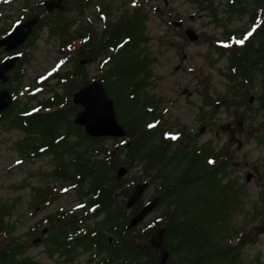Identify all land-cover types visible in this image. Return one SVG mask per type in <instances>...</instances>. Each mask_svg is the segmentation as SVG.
<instances>
[{
	"label": "flooded vegetation",
	"instance_id": "flooded-vegetation-1",
	"mask_svg": "<svg viewBox=\"0 0 264 264\" xmlns=\"http://www.w3.org/2000/svg\"><path fill=\"white\" fill-rule=\"evenodd\" d=\"M52 1L55 5L60 2L59 0ZM69 1L75 3L78 7L79 16L76 18L68 16L66 6ZM104 1L79 0L74 2L73 0H62L63 7L55 6L50 10L45 4L46 0H0V37L11 31L19 22L37 14L40 15L41 10L38 9L40 11L37 12V3L39 2L46 8L44 11L45 24L40 28V31L46 28L50 37L60 35L53 30L55 28V17L53 15L54 12L57 13V10L60 9L65 13L62 23L66 28V33L74 32L70 30V26L77 21L75 36L76 39H83V43L79 47V56H77L78 59L76 60L78 63L75 61L73 68L63 70V72L69 70L70 74L67 77H59L55 75L58 71L53 72L49 76L50 78L53 75V92L46 98H35L36 94H30L29 99L22 104H34L57 93L66 94V91H69L70 88V81H75L78 87L73 89L71 94L72 103L76 105V110L70 115L71 121L75 122L76 112L83 105L74 102V91L93 80L100 79L108 95L114 100L119 121L127 130L126 135L98 136L90 134L83 124L77 122L70 125L67 123L56 124L49 127L46 133H42L40 127L36 125H31L28 131L21 128L14 113L17 105L20 104L17 90L25 77L24 74L22 81L20 80V60L28 50V42L32 38L34 31L38 29V23L27 40L18 48L10 50L5 46H0V62L15 55H21L15 65L7 70L8 78L6 80L0 78V90L6 88L12 95L11 103L0 111V130L17 129L22 132L21 138L15 142L18 144L19 153L28 155L34 161L36 160L35 157L41 156L42 158L47 156L52 166L48 173L50 175L53 174L54 177H57L62 182L66 181L68 184H63L66 189L75 188L77 196L83 198L80 199L81 201L75 199V203L70 205L71 208H59L54 212L51 211L40 216L32 225L34 231L37 228L36 231L28 232L31 237L36 235L33 238L34 243H45L46 240L51 239L53 227L62 228L75 225L81 227L82 230L85 227L86 229L88 227H106L112 231L107 232L103 229L108 241L110 243L118 241L119 239L117 240V238L120 235L125 236L132 229L127 228V225L133 213L137 212L153 198L158 196V202L147 216L161 206H164L165 209H173V201L180 199L182 195V200L188 196L197 197L198 201L204 200L208 189L212 187V176L219 179L225 190L234 186L235 191L238 192L240 190L236 185L238 182L233 183V178L237 179L243 173V168L240 166V159H243L241 152L244 145L243 140L232 136L230 141L216 143L212 138H203V135L210 131L215 134H220L223 131L220 129L222 119L217 116L222 112L234 117V121L229 126L238 127L239 132H251V137L256 136L264 144L263 137L257 133L261 131L264 133V0H184L187 4L177 7L178 10L171 13L173 19L168 22L167 30L158 36V45H160L161 41L166 40L173 47L175 56L174 68L178 71H185L189 66L202 59L201 66L203 67L220 66L219 70L224 78L220 93H216V87L211 83V76H191L190 78L194 81L182 86L180 91H173V96L168 91H149V86L152 84L154 76L153 66L159 61L160 53H163L167 45L164 44L154 55L150 54V48L144 51L140 50L141 57L147 59L135 63L131 61L129 51L126 53L123 50L124 44H119L117 47L110 46L108 49L102 46L104 41H100V34L105 27L114 26L119 18H129L125 14L118 19H112L110 15L113 12L112 8L114 5L108 2L109 5L105 6ZM163 1L167 5L164 7L169 8V0ZM173 5H176V2H173ZM93 7H97V13L93 10ZM161 8L162 6L156 5L155 11L160 13ZM102 9L108 12L100 13ZM2 10L18 12V17L21 16L20 13L26 12L28 17L16 24L14 23L17 19L14 18L13 24L9 26L7 24L9 23L8 19L12 18L16 13L3 14ZM141 14L146 15L147 21L148 13L141 10ZM83 15H85L84 20L79 18ZM96 15L99 20H102L101 29L95 23ZM162 20L166 21L164 17H162ZM188 28H192L198 36L191 37L187 32ZM92 29L95 30V34L91 32ZM249 32H252V35L245 39ZM241 39H245L244 44H237L236 40ZM91 40L92 42L89 43ZM205 45L207 46L206 49H196V47H205ZM110 51L111 53L109 54ZM100 56L102 57L100 58ZM103 59L104 61L102 62ZM87 60L100 61V65L104 66L102 68L103 71L97 75H89L88 70H85V61ZM126 64L128 65L125 67ZM130 64H134L133 69ZM134 69L135 74H138L135 77V87L139 90V95L142 98L149 96L151 100H154L147 105L148 113L155 112L157 114L155 118L152 117V120L146 123V128H155L152 129L154 135L148 137L146 133L141 132V146L138 155H133L130 149L133 139L129 134L131 128L126 125L131 115L137 113L132 100L133 91H129L133 88V85L129 84L127 78L128 72ZM78 71L81 75L75 77L74 74ZM147 74H149L148 84L142 80V76ZM48 79H44L41 85L45 84ZM36 84L39 85L40 82L37 81ZM37 85H34V87ZM33 98H35V101H32ZM181 100L189 111L181 114L173 113L175 104L178 106V104L182 103ZM54 108H42L41 104V106L32 107L29 112L51 111ZM62 109L65 110L64 108ZM145 111L147 110L142 109L139 114L144 115ZM187 115L188 117L192 116V121L187 119ZM255 117L258 118V121L252 123L251 121L255 120ZM4 120L6 123H4ZM149 125H153V127H149ZM236 130L235 127L232 129L233 132ZM105 137H114L122 140V143H124L123 147H126V145L129 147V151L124 158L120 157L119 154L117 155V152L114 154L120 161V164L115 168V179L126 177L128 181L124 184H119L117 189L113 188L115 183L112 179H105L103 183V186H110L112 188L111 192L114 194L109 207L105 205L108 194L104 193L100 198L98 195L99 189L93 186L92 180L85 182V176L78 172L75 173L76 166H74L72 172L69 171L66 162L75 164L73 151L79 148L80 150L87 148V154H96L98 157L100 148L97 143ZM42 138L46 139L43 140ZM154 145L155 147H153ZM70 148L74 149L70 150ZM153 148L157 149L162 163H159L151 172L148 169V163L153 157H148L146 153L148 149ZM131 155L133 158H131ZM137 157L141 159V173L133 175L131 178L127 176V173L134 166V160ZM61 160H64V162L60 163ZM60 164L66 169V172L62 174L58 172ZM122 165L127 166V172L118 178L116 174ZM41 170L43 172L47 171L42 169V167L39 171L32 169L28 172L29 177L32 178L38 175ZM249 171L252 170L248 169L245 173L246 181H248L247 173ZM252 173L253 175L249 181L255 176L253 171ZM132 182H134L133 185ZM138 182H146V186L138 201L141 206L135 211V204L138 202L128 206L127 201L132 193L133 186ZM195 183L198 184L197 187L194 186ZM49 187L51 186L49 185ZM116 197L119 203L125 204L126 208L123 210L127 214H120L117 217L113 214L111 217L106 218L110 213L109 210L114 209ZM51 201L47 185H36V181H33L30 194L32 211L37 213L44 209L46 204L49 203L50 205ZM55 215H61L63 220H57V217L54 218ZM100 215L101 217H99ZM146 217L137 225L155 226L156 228L161 226L155 221L156 218L153 221H147ZM94 219L96 220L92 222ZM40 229L41 232H39ZM115 232L116 235L113 234ZM15 237L19 241L18 236L15 235ZM36 238H38V241H35ZM165 239L164 235V241ZM71 240L72 242L76 241L73 238ZM21 250H23V243L19 247L18 256ZM72 255H74V252L70 258H72Z\"/></svg>",
	"mask_w": 264,
	"mask_h": 264
},
{
	"label": "rangeland",
	"instance_id": "rangeland-1",
	"mask_svg": "<svg viewBox=\"0 0 264 264\" xmlns=\"http://www.w3.org/2000/svg\"><path fill=\"white\" fill-rule=\"evenodd\" d=\"M108 2L114 5L112 8L113 12L110 15L112 19H118L125 14L130 16L135 10H142L148 13V20L145 21L144 26V34L149 36V41H142L138 47L134 48V52L140 50L144 51L150 48V54L154 55L164 44L167 45V47L165 46L163 53L159 52L161 54L159 61L153 66L154 76L152 78V84L149 86V91H168L170 95L173 96V91H180L182 86H186L194 81L190 78L191 76L208 75L212 77L211 83L215 85L216 93H220L224 81L222 73L219 70L220 66L203 67L201 66L202 59H200L195 62L194 65L189 66L185 71H178L174 68L175 56L173 47L169 45L166 40L161 41L160 45H158V36L160 33L167 30L168 22H171L170 20L173 19L171 13L178 10L177 7L187 4L184 0H169V8L164 7L167 5H165L163 0H105V6L109 5ZM173 2H176V5H173ZM156 5L162 6L160 13L155 11ZM96 8L97 7H93L95 12ZM66 9H68V16L73 18L79 16L78 7L75 3L69 1ZM1 12L3 14L16 13L12 18L8 19L9 23L7 24L9 26L13 24L12 21L14 18L17 19L14 23L16 24L22 19L28 17L26 12L20 13V17L17 16L18 12H14L13 10H2ZM162 17H164L166 21L162 20ZM79 18L84 20L85 15ZM40 19L39 16V21ZM95 23L99 29L102 28V20H99L97 15ZM76 26L77 21L70 26V30L74 32L68 34L69 36H75ZM56 36L57 37H50L48 30L43 28L32 47L27 50L30 59L24 63L25 77L17 90L18 97H20V104L27 101L30 94H36L35 98H46L49 96L54 88L53 75L50 78L49 76L55 71L60 72L74 67L75 61L78 59L77 56H79V47L83 43V39H76L75 37L71 43L63 44V37L60 35ZM203 48L206 49L207 46L196 47V49ZM23 51L25 52V50ZM110 53L111 51L109 54ZM101 57L102 56H100V58ZM103 61L104 59L102 62ZM85 63V70H88L89 75H97L103 71L102 68L104 66H101L100 61L98 60H87ZM80 75L81 73L79 71L74 74L75 77ZM44 79L48 80L45 84L41 85V82ZM37 81L40 82V84L34 87ZM35 98H33L32 101H35ZM67 98L68 96H65V99ZM69 99L70 98H68L67 101H69ZM181 102L182 103L178 104V106L175 104L173 113L181 114L189 111L187 106L184 105V102L182 100ZM217 116L222 119V126L220 129L223 131H221L220 134H215L210 131L203 135V138H212L216 143L230 141L232 136L243 140L244 145L241 150L243 159H240V166L243 168V173L239 178H233V183H239V189L242 191L240 194L244 200V207H250L253 199H259L260 197L264 199V144L258 140L256 136L251 137V132H239L238 127L234 125L229 126L232 124V121H234L233 116L224 112ZM186 117L188 120L192 121V116L188 117L187 115ZM256 121H258L257 117L251 122L255 123ZM234 127L237 129L235 132L232 131ZM257 133L261 135L264 140L263 131ZM21 136L22 132L17 129L0 130V201L4 199L2 203L7 207L10 203L12 204V213L11 215H8L6 219H10L13 225L11 230L12 235H17L19 241L23 243V250H21L19 257L31 256L45 264H95L100 256H95L94 259L91 260L90 257L93 249L79 247L74 252V255H72V258H70L61 248H54L50 239L46 240L45 243H34L33 238L36 235L32 237L29 236V231H36L37 228L34 231L32 225L40 216L51 211L54 212L59 208H71L70 205L75 203V199L81 201L80 199L83 198L77 196L75 188H71L70 190L66 189V186L63 185L68 184L66 181L62 182L57 177H54L53 174L50 175L48 173L52 166L49 163L47 156L42 158L41 156L35 157L36 160L34 161L26 154L21 155L17 149L18 144L15 143L17 139L21 138ZM123 145L124 143H122V140L114 137H105L97 143V146L104 150L98 154V157H103L108 151H111L113 159H119L114 155L116 152L117 155L119 154L120 157L124 158L126 157L129 148L123 147ZM131 158H133L132 155ZM66 162L69 171L72 172L74 164H70L68 161ZM134 162V166L127 173V176H130L131 178L133 175H139L141 173V159L137 157ZM41 167L42 169L47 170V173L41 170L38 175H35L32 178L29 177L28 172L30 170L33 169L39 171ZM248 169L255 173V176L251 181H246L245 179V173ZM90 179L91 177L86 176L85 182H88ZM33 181H36V185H47L48 193L52 200L50 205L49 203L46 204V207L37 213L32 211L30 204V194L32 192ZM49 185L51 187H49ZM242 209L243 207L236 209L233 208L227 215V219L219 221V225L216 224L218 228L213 232L214 241L219 240L221 246L225 244L227 252L224 253L225 255L223 256L214 257L215 259L211 260V264H264V229L262 227L264 212L262 215H257V218L254 217V219L251 220L245 217V210ZM164 211V206L156 208V210H153L146 217L147 221H153V219L159 217ZM99 217H101V215ZM95 220L96 219L92 220V222ZM244 221H246L247 225ZM243 224L246 225V228L249 231L248 237H250V239L254 238L255 241L244 245H237L241 232L237 233L236 229L238 228L239 231H241ZM210 227L211 226L208 225L209 229ZM99 228H103L107 232H112L106 227ZM143 228L146 230L148 226L145 225ZM54 230H56V227ZM39 232H41V229ZM113 234L116 235V232ZM0 240L3 241L2 236H0ZM174 240V243H178L177 239ZM227 242L229 244H227ZM213 248L214 247L212 246L210 247V249ZM195 252H198V249H196ZM192 255L193 254L190 255L187 248L183 247L180 250H175L171 253L169 256V262L172 264H186L188 262V257Z\"/></svg>",
	"mask_w": 264,
	"mask_h": 264
},
{
	"label": "trees",
	"instance_id": "trees-1",
	"mask_svg": "<svg viewBox=\"0 0 264 264\" xmlns=\"http://www.w3.org/2000/svg\"><path fill=\"white\" fill-rule=\"evenodd\" d=\"M73 1L78 2L79 0ZM45 10V6L38 2L37 12L40 11L39 16H41V19L37 24L38 29L34 31L32 38L28 42V49L32 47L40 34V28L45 24ZM57 11L58 12H54L53 15V17H55V28L53 30L63 37V44L71 43L76 36H69L66 33V28L62 23L65 13L60 9ZM102 12L107 13L108 11L102 9L100 13ZM145 21L146 15H142L141 10H135L127 19L119 18L114 26H106L104 31L100 34V41H104L102 46L108 49L110 46L117 47L119 44H124L123 50L126 51V53H128L127 51H131L130 59L133 63L146 60L147 58L141 57L139 51H133L142 41L146 40L147 42L149 39V36L144 34ZM91 32L95 34L94 29H92ZM91 42L92 40L89 43ZM29 59L30 56L27 51L20 60L21 81L25 74L23 64ZM76 63H78V61H76ZM127 65L128 64H126L125 67ZM130 66L133 69L134 64H130ZM135 69L128 72L127 78L129 84L131 83L133 85V88L129 91H133L132 100L134 101L137 113L131 115L126 125L131 128L129 134L133 139V144L130 149L133 155H138L141 146V132L143 131V133H146L148 137L154 135L152 129L155 128H146V123L151 121L152 117L155 118L157 114L155 112L148 113L147 105L154 100H151L149 96L142 98L139 95V90L135 87V77L138 75L135 74ZM69 74L70 72L68 70L65 72L58 71L55 75L67 77ZM148 78L149 74L142 76V80L147 84L149 83ZM77 87L78 85L75 81H70V88L69 91H66V94L57 93L50 98L41 99L34 104H18L16 111H14L18 124L26 131L29 130L31 125L39 126L42 133H46L49 127L59 123H67L69 125L75 124V122L70 119V115L76 110V105L72 103L71 91ZM65 95L70 98L69 101L65 99ZM41 104L42 108H55L51 111L29 112L32 107L41 106ZM142 109L147 110L144 115L139 114ZM4 123H6L5 120ZM42 139L45 140L46 138ZM126 147H128V145H126ZM153 147H155V145ZM74 148H70V150ZM102 151L104 150L100 149V153ZM87 152V148L83 150L79 148L73 151V161L75 163L74 166H76L74 171L75 173H81L85 177H91L93 186L99 189L98 195L100 198L102 194H108L105 205L109 207L114 194L111 192L112 188L110 186H103L105 179H112L115 183L113 188L116 189L119 184L126 183L128 179L126 177L115 179V168L120 164V161L119 159H113L111 151H108L103 157H97L96 154H87ZM146 154L148 157H153L148 163V169L152 172V169L159 163L161 164L162 161L156 148L148 149ZM63 162L64 160H61L60 163ZM58 172L61 174L66 172L62 164H60ZM133 183L134 182H132V185ZM236 185L239 189V183H236ZM194 186L197 187L198 184L195 183ZM240 193H242V191H235L234 186H232L231 189L225 190L223 185L220 184L219 179L212 176V187L208 189L204 200L198 201L197 197L193 196H188L182 200L183 195L180 199L174 200V208H166L165 211L155 219L158 225L165 226L166 228L165 243L168 245L171 253L183 247L187 248L190 255H193L188 257V262L186 264H211L210 262L215 259L214 257L225 255L224 253L227 252L225 244L221 246L219 240L214 241L213 232L218 228L216 224L219 225V221L227 219V215L233 208L243 207L242 210H245V217L251 220L257 215H262L264 212V199L262 197L253 199L250 207H244V200ZM191 198L193 199L192 201ZM3 200L0 201V236L3 237V241L0 240V264H45L32 257L18 256L21 243H19L17 238L11 233L13 228L11 220L6 219V217L12 213V204L10 203L7 207L2 203ZM140 206V202L136 203L135 211L139 209ZM125 208V204L119 203L116 197L114 209L109 210L110 213L106 218L111 217L113 214L116 217L120 214L126 215L127 213L123 210ZM56 217L57 220H63L61 215H55L54 218ZM244 223L247 225L246 221H244ZM208 225L211 226L210 229ZM246 225H242L241 231H239L238 228L236 229L237 233L241 232L237 245H244L255 241L254 238L250 239V237H248L249 231ZM54 228L55 227L52 228L51 244L54 248H61L69 257L76 251L75 249L78 246H82L86 249H93L90 257L91 260L94 259L95 256H100L95 264H160L156 251L149 241V237L156 229L155 226L148 227L144 230L143 226L135 225L125 236L120 235L117 238V240H120H118L119 242L113 241L111 243L106 238L103 228L88 227V229H86L85 227V229L82 230L78 225L73 227H56V230H54ZM72 238L76 239V241L72 242ZM174 239H177L178 243H174ZM227 244L229 243L227 242ZM211 246L214 248L210 249ZM196 249H198V252H195ZM167 264L172 263L168 261Z\"/></svg>",
	"mask_w": 264,
	"mask_h": 264
},
{
	"label": "water",
	"instance_id": "water-1",
	"mask_svg": "<svg viewBox=\"0 0 264 264\" xmlns=\"http://www.w3.org/2000/svg\"><path fill=\"white\" fill-rule=\"evenodd\" d=\"M56 5L52 0H46L45 4L52 10L55 6L63 7L62 0ZM39 22V15L27 18L19 22L14 28L0 37V46H5L7 49L13 50L23 44L28 36L31 34L35 24ZM191 37H197L198 34L192 29H187ZM21 58V55H15L10 58L4 59L0 62V78L6 80L8 75L7 70L12 68L16 61ZM73 100L75 103L82 104L75 115V122L83 124L90 134L98 136H119L126 135L127 130L124 125L119 121L114 100L108 95L104 84L100 79L93 80L92 82L84 85L80 89L74 91ZM12 101V95L6 88L0 90V111L8 106ZM127 172V166L122 165L119 167L116 176L120 178ZM252 171L247 173V180L252 177ZM146 186V182H138L133 186L132 193L127 201L128 206L134 205L140 200L141 194ZM158 196L153 198L149 203H146L141 209L133 213L127 228H132L142 220L145 219L147 214L156 206ZM264 229V219L262 221ZM165 226H160L155 229L153 234L149 237L150 243L155 248L157 257L160 264H166L170 256V251L164 241ZM38 241V238L35 239Z\"/></svg>",
	"mask_w": 264,
	"mask_h": 264
},
{
	"label": "snow or ice",
	"instance_id": "snow-or-ice-1",
	"mask_svg": "<svg viewBox=\"0 0 264 264\" xmlns=\"http://www.w3.org/2000/svg\"><path fill=\"white\" fill-rule=\"evenodd\" d=\"M255 30V29H254ZM253 30V31H254ZM252 35V32H249L248 34H247V36L245 37V39H247L248 37H250ZM245 39H241V40H236V43L237 44H244V42H245ZM63 63V62H62ZM149 127H153V125H149ZM173 138H175V137H173Z\"/></svg>",
	"mask_w": 264,
	"mask_h": 264
}]
</instances>
